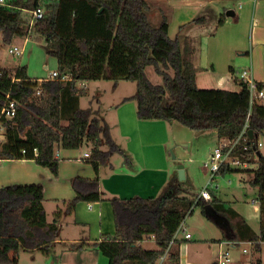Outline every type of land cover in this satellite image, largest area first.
Segmentation results:
<instances>
[{
	"label": "trees",
	"instance_id": "obj_1",
	"mask_svg": "<svg viewBox=\"0 0 264 264\" xmlns=\"http://www.w3.org/2000/svg\"><path fill=\"white\" fill-rule=\"evenodd\" d=\"M41 8V19L29 20ZM148 0H8L0 5V32L10 43L14 37H42L48 55L58 60L60 77L38 83L26 66L11 71L0 69V121L5 139L0 141V159H33L58 174L60 148L76 149L84 142L91 145L87 159L96 177L76 176V196L64 201L72 213L78 203L103 201L100 168L114 153L122 152L110 126L98 111L81 108L80 98L89 93L92 80H131L137 84L135 100L141 120L179 122L196 132L215 130L219 138L234 139L242 131L250 108V91L242 79L235 78L238 90L200 88L193 57L196 51L190 36L181 32L191 25L206 24L200 15L181 25L179 34L169 35V16L154 27L149 18ZM27 12V13H26ZM226 19L224 14L219 25ZM152 66L162 84L153 83L146 69ZM70 75L64 80L62 76ZM262 84L259 87L262 88ZM41 90L40 94L37 91ZM7 97L18 102L13 118L1 115ZM249 129L264 136V104L252 107ZM247 150L239 145L233 155L253 168L224 164L217 175L247 172L249 183L258 189L261 216L260 233L246 219L227 206L208 187L212 199H197L193 185L175 174L160 196L111 197L116 231L92 244L71 248L99 249L109 264H155L164 254L180 224L200 207L207 218L228 219L238 241H252L260 251L264 242V156L258 138ZM106 147V148H105ZM25 150V152H24ZM131 163L129 155L124 159ZM44 187L36 184H11L0 188V264H19L21 251L52 252L62 226L63 210L48 222L44 207ZM153 235L157 247L145 249L138 242ZM87 246V247H86ZM169 264H180L178 252Z\"/></svg>",
	"mask_w": 264,
	"mask_h": 264
},
{
	"label": "crops",
	"instance_id": "obj_2",
	"mask_svg": "<svg viewBox=\"0 0 264 264\" xmlns=\"http://www.w3.org/2000/svg\"><path fill=\"white\" fill-rule=\"evenodd\" d=\"M209 2L210 0H178L175 2L178 6L179 19H177V22L170 19V37L174 39L180 33L181 25L186 24L188 21L190 22L198 14H202ZM248 5L252 7L250 47L248 51L240 54L241 56L247 55L245 59H247L248 68L242 71V73L246 72L245 79L242 77L240 79L243 81L253 79L264 87V0L240 1L239 10H237V7L228 10L233 11L235 15L231 19H227L231 16L226 15L227 18L224 23L221 25L219 23L217 24L218 28L211 37H218L220 30L225 28L228 22L238 18L240 12L242 13L244 8L247 9ZM174 22L176 26L172 34L171 26ZM206 24L191 25L185 28L181 32V37L183 38L188 35L194 40L196 51L193 57V63L196 68L198 86L200 88H223L224 83L230 82V77L216 75L214 78L215 85L201 86L199 84L205 78L204 74L209 72L208 65L212 61L209 58V49L208 51L204 49L201 52V43L199 44L196 40V32L202 29V27H204L203 30H206ZM208 42L209 40L206 44ZM215 52H217V49ZM212 65L213 70L211 72L215 74L217 73L216 67L214 63ZM19 66L21 65L17 67ZM230 71L232 74L231 80L235 81V78L238 77L234 76L236 72L232 66L230 67ZM131 96H124L123 99ZM257 100L259 103L264 104V97L258 98ZM116 111L119 112L115 115L117 119L115 125L119 126H117L119 129L117 131L118 134L112 131V127L110 129L114 140L122 150V152H119L118 158H120L123 164L119 166L113 164L111 161L112 155L110 161L101 166L100 184L104 198L103 201H82L78 203L76 210L72 213L65 211L66 204L64 201H70L76 196L73 179L76 176L90 179L96 177L93 166L87 160L91 155L90 150L80 153L81 147L76 149L60 148L57 151V157L59 158L58 174H54L50 168L39 165L33 159H0V188L11 184L40 183L44 187V207L48 222L53 221L57 210H63L61 230L52 252L44 254L41 251H21L28 252L33 263L36 261L37 256L41 255L45 257V261L40 264H107L106 256L99 249L87 246V248L73 249L70 245L92 244L95 241L103 240L106 235L115 234L116 225L112 204L108 200L109 198L114 196L120 198L160 196L170 179L175 174L178 175V166L180 164L184 165L185 168L186 178L184 180H187V183L192 185L191 182L194 181V175L192 169L188 166V163L192 162V158L185 146V142L187 141L184 135L185 125L176 121L141 120L137 116V103L133 99L124 100L122 104H118ZM261 137L264 136H258V141L261 140ZM223 139L225 138H219V143ZM173 145L178 152L176 151L177 154L174 153L175 155L172 158ZM259 149L264 156V144ZM85 153H89L90 155L86 156ZM212 153L213 151L209 155V158ZM127 155L131 158V163L129 164H126L124 161ZM254 166L251 165L249 167L253 168ZM204 167L208 170L206 166ZM245 184L246 181L243 179L240 180L241 190L234 187L231 191L229 190L225 193V197H229V199H220L227 206L232 207L241 214L257 234L260 233L261 229L259 203L257 206H254L255 199L252 200L254 204L252 205V210L254 212L248 211L246 207L240 208L241 206L239 205L242 194L249 193L252 190L251 187ZM197 194L198 197L200 192ZM195 211L188 218L193 216ZM50 215L51 219L49 218ZM251 219H254L256 224H253L250 221ZM187 220L186 218L183 229L178 233L174 244L171 246V253H179L180 264H216L224 251H229L230 253L231 250L236 251L244 242L255 247L250 241L236 240L230 222L223 216L215 215L214 218H207L201 211L199 218L197 217L195 219L194 224L188 223L189 221L187 222ZM187 232L191 234L190 238L185 237ZM196 235L199 236L196 238ZM152 240H155V238ZM142 241L138 242V245L142 246ZM263 243L261 244V249ZM21 252L18 256L20 264ZM230 263L236 264L233 260Z\"/></svg>",
	"mask_w": 264,
	"mask_h": 264
},
{
	"label": "rangeland",
	"instance_id": "obj_3",
	"mask_svg": "<svg viewBox=\"0 0 264 264\" xmlns=\"http://www.w3.org/2000/svg\"><path fill=\"white\" fill-rule=\"evenodd\" d=\"M174 1L177 2L178 0H148L151 6L149 18L154 27H157L160 24L163 13L169 15V22L170 19L177 22V19H179V11L177 10L178 6ZM240 1L245 0H210L208 6H206L202 14H198V16L206 15L207 17H210L208 23L205 25L206 30H203L204 27H202V29L196 32V40L199 44L201 43V52L204 49L207 51L209 49V58L212 60L211 64L208 65L209 72H206L204 74L205 78L199 82L201 86H213L216 84L214 80L216 75H223L228 78L230 77V82L224 83V87L221 89H239V84L231 80L232 74L230 67L232 66L234 68L236 72L234 76L238 77V79L241 78L242 71L248 68V62L247 59H245L247 55L241 56L240 54L248 51L250 47L252 7L248 5L247 9L244 8L243 12H240L238 18L228 22L225 28L220 30L218 37L212 38L211 35L215 33L218 28L217 24L219 23V20L228 12V10H232L235 7L239 10ZM27 14L29 15V20L33 23L34 21L31 13L28 12ZM231 18L232 17H228L227 19ZM175 22L171 26L172 34L175 29L174 27L176 26ZM208 40L209 42L206 44ZM44 44L45 41L42 37L32 34L27 37H14L10 43H6L3 41L0 32V69L6 68L13 71L18 65H21L27 67L28 75L32 78L48 77L50 72L58 70V60L56 57L46 53ZM16 46L19 47L20 50H23L22 54L10 52V49ZM216 49L219 53L215 52ZM212 63H214L216 67L217 73L215 74L211 72L213 70ZM146 72L153 83H163L162 77L156 74L152 66L148 67ZM87 87L89 89V93L80 98L81 108H92L93 110L98 111L102 120L106 121L110 127H112V131L114 133L118 134L117 131L119 130V126L115 125V121H117L115 115L119 112L116 111V106L124 102V96L135 95L137 90L136 82L131 80L114 81L101 79L89 81L87 83ZM184 127H186L184 128V135L187 139L185 146L192 158V162L188 163V166L192 169L194 175V181L191 183L193 185L194 192L199 193L207 186L210 179L211 174L209 170L205 169L204 164L209 161V155L218 145L219 136L215 130L198 133L188 126ZM122 140L124 139L122 138ZM260 142L264 144V137H261ZM173 148L174 150L172 149L173 151L171 153L172 158L178 152L174 145ZM91 149V145L88 142H84L83 146L80 148V153L89 150L91 152ZM118 157L119 153L117 152L113 154L111 159L112 163L116 166L123 164ZM242 179L246 181L245 185L251 187L252 190L249 193L242 194L239 205L241 206L240 208L246 207L248 208V211L252 212V205H254L252 200H256L258 189L250 185V176L247 172H227L224 175H217L212 190L217 197L221 199H229V197H225L226 191H231L234 187L240 189V187H242L240 186V180ZM216 186L218 187L216 188ZM200 212L201 208H196L195 214L193 215L194 218H192L193 216L188 218V216L187 222L189 221L188 223L194 224L195 219H197V217L199 218ZM49 218L51 219V215ZM250 221L253 224H256L254 219H251ZM197 236L199 235H196V238ZM141 244L145 249H153L157 247L156 241L152 239L149 240L145 238ZM243 249H247V251L244 252ZM231 256L232 260L235 261L236 264H264V243L262 245V249L258 251L249 243L244 242L239 246L238 250H231ZM30 257L31 256L28 252H21V264H40L45 261V257L38 255L36 261L33 263V260H31ZM106 259L108 262L107 264H109L108 257H106Z\"/></svg>",
	"mask_w": 264,
	"mask_h": 264
},
{
	"label": "built area",
	"instance_id": "obj_4",
	"mask_svg": "<svg viewBox=\"0 0 264 264\" xmlns=\"http://www.w3.org/2000/svg\"><path fill=\"white\" fill-rule=\"evenodd\" d=\"M8 0H0V5H7ZM43 16V10L41 8L36 9L33 12V20H38L41 19ZM10 52H17L18 54H21L23 50H20L19 47H14L10 49ZM61 75L59 71L55 70L52 71L48 74V77L45 78H32L33 80H37L38 83H42L45 80H50V79H56L59 78ZM246 72H243L241 74V77L245 79ZM62 79L68 80L70 79L69 74H65L62 76ZM245 82L248 85L249 91H250V108L249 112L247 114L246 122L244 124V127L240 134L234 138V139H223L217 147L214 148L212 155L209 158V161L206 162L205 166L210 172V179L208 181L207 186L200 192L199 198H204L206 200H211L212 196L211 193L208 189V187H213L217 173L219 172L220 168L224 164H230L233 167H242V168H248L250 165L248 162H243L241 161L237 156L233 155V151L239 146L243 145V148L247 150L249 146L253 145L255 142L254 140H250L249 135H248V130L250 126V120H251V111L252 107L258 102V98L264 97V87L260 88L259 84L255 82L253 79H246ZM41 90L37 91V94H40ZM17 108H18V102L11 98L7 97L3 109L1 111V115L7 118H13L16 113H17ZM5 139V134L3 131V125L0 121V141H3ZM262 146V143L260 141L257 142V147L260 148ZM25 152V150H24ZM86 156H89V153H85ZM217 187V186H216ZM255 205H258V201L254 200ZM184 222H182L175 232L172 240L170 241L168 247L166 248L165 252L163 255H161L155 262V264H169V259L171 255V246L174 244L178 233L183 229ZM186 238H190L191 234L186 233L185 234ZM155 238L153 235H151L148 239L151 240ZM251 244L254 245V242L250 241ZM247 249H244V252H246ZM232 261V256L229 251H224L216 264H230Z\"/></svg>",
	"mask_w": 264,
	"mask_h": 264
},
{
	"label": "water",
	"instance_id": "obj_5",
	"mask_svg": "<svg viewBox=\"0 0 264 264\" xmlns=\"http://www.w3.org/2000/svg\"><path fill=\"white\" fill-rule=\"evenodd\" d=\"M226 14L227 16H231V17L235 15L233 11H228ZM248 135H249L250 140H254L258 138V134H255L252 129L248 130ZM178 177L180 180H184L186 178L185 168H184V165L182 164L178 166Z\"/></svg>",
	"mask_w": 264,
	"mask_h": 264
}]
</instances>
